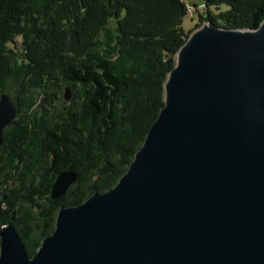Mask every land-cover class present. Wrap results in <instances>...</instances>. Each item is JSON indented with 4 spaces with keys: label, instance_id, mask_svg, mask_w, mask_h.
I'll return each instance as SVG.
<instances>
[{
    "label": "water",
    "instance_id": "1",
    "mask_svg": "<svg viewBox=\"0 0 264 264\" xmlns=\"http://www.w3.org/2000/svg\"><path fill=\"white\" fill-rule=\"evenodd\" d=\"M87 48L71 34L69 53ZM16 115L1 94L0 149ZM77 180L60 172L51 197ZM0 238V264H264V20L256 29L205 22L194 30L118 183L62 206L33 256L12 223Z\"/></svg>",
    "mask_w": 264,
    "mask_h": 264
},
{
    "label": "trees",
    "instance_id": "2",
    "mask_svg": "<svg viewBox=\"0 0 264 264\" xmlns=\"http://www.w3.org/2000/svg\"><path fill=\"white\" fill-rule=\"evenodd\" d=\"M183 0H0V96L35 104L49 96L47 136L5 130L0 149V229L12 223L33 256L56 227L59 209L113 188L127 172L165 105V83L179 49L205 22L256 29L264 0H202L186 33ZM194 13V14H195ZM189 16V15H188ZM87 45L68 52L71 34ZM69 86L73 96L59 91ZM110 162L105 174L100 169ZM78 180L51 197L60 172ZM1 244V238H0Z\"/></svg>",
    "mask_w": 264,
    "mask_h": 264
},
{
    "label": "flooded vegetation",
    "instance_id": "3",
    "mask_svg": "<svg viewBox=\"0 0 264 264\" xmlns=\"http://www.w3.org/2000/svg\"><path fill=\"white\" fill-rule=\"evenodd\" d=\"M66 88H70V87L64 86L61 89V91H59L60 96L64 100H66L65 99ZM71 95L73 96L72 90H71ZM35 100L36 102L28 111V115L26 114V105L28 104L30 99H28L27 97L24 98L18 96L17 102L13 100L17 106V115L9 126L12 125L16 127L18 130H21L23 132H29V133L40 132L41 134L47 136V103L49 102V96H47V90L46 92H44L41 89H38V91L36 92Z\"/></svg>",
    "mask_w": 264,
    "mask_h": 264
},
{
    "label": "rangeland",
    "instance_id": "4",
    "mask_svg": "<svg viewBox=\"0 0 264 264\" xmlns=\"http://www.w3.org/2000/svg\"><path fill=\"white\" fill-rule=\"evenodd\" d=\"M183 1H185L187 4L191 6H198L200 7V9H202L201 8L202 0H183ZM198 22H199V13L197 12L193 16H188V15L185 16L182 21V27L186 33H189L194 29V26ZM190 35L191 34H189V36Z\"/></svg>",
    "mask_w": 264,
    "mask_h": 264
},
{
    "label": "built area",
    "instance_id": "5",
    "mask_svg": "<svg viewBox=\"0 0 264 264\" xmlns=\"http://www.w3.org/2000/svg\"><path fill=\"white\" fill-rule=\"evenodd\" d=\"M194 13H195V12H194V8H193V6L190 5V6H189V13H188V15H189V16H193Z\"/></svg>",
    "mask_w": 264,
    "mask_h": 264
}]
</instances>
